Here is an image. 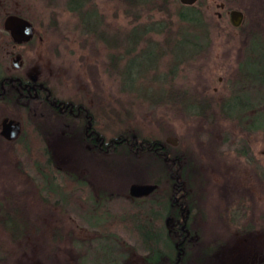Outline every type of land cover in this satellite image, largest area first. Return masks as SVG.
Returning <instances> with one entry per match:
<instances>
[{"label":"rangeland","instance_id":"374dc122","mask_svg":"<svg viewBox=\"0 0 264 264\" xmlns=\"http://www.w3.org/2000/svg\"><path fill=\"white\" fill-rule=\"evenodd\" d=\"M27 1L23 0L24 6L28 5ZM68 1L43 3L36 0L37 31L42 38L24 50L17 72L28 74L40 67L38 74L46 75L50 85L58 84L60 91L70 97L74 94L83 96L105 138L132 130L160 142H164L166 137L177 139L178 144L173 147L190 163L185 171V179L191 186L189 204L199 206L195 219L199 226L198 243L204 246L200 249L205 251L207 240H214L217 252L210 264H225L224 253L217 247L222 243L227 212L236 207L244 209L249 221L257 220L264 213V179L259 176L264 178V128L247 132L235 118L226 119L217 110L221 101H226L239 89L238 84L235 85L239 80L236 81L234 71L250 46L249 34L245 36L240 29L258 33L264 40V0H236V6L225 5L223 9L218 8L222 7L220 0H202L204 16L210 19L207 47L179 63L167 52L158 54L155 63L152 62L151 47L160 52L165 49L160 35L146 33L135 44L125 37L135 26L143 28L144 24L164 18L166 14L160 13L156 7H131L125 0H85V5L81 7L85 14L82 20L66 8ZM229 10L242 12L243 18L237 29L229 24ZM174 11L172 7L169 12L173 30L177 26ZM147 39L149 42L145 41ZM10 60L11 57L4 54L0 63L7 69ZM121 72L124 73L123 79L120 78ZM168 91H183L184 95L194 96L196 101L204 99L210 108L200 117L195 116L183 107L192 100L191 96L184 104L172 105L161 98ZM14 117L19 120L18 116ZM59 130L51 132L53 137L59 136ZM60 137H63L62 134ZM60 137L51 138L55 143L51 165L60 167L77 180L85 169L91 174L95 164L90 162L92 158L88 153L64 157V139ZM50 142L49 138L47 143L51 148ZM241 142H245L247 148H242ZM7 148L6 144H0V203L4 207L9 202L13 207L21 204L33 218L38 232L34 234L30 231L29 237L13 243L0 227V264H52L42 259L46 249L40 245L41 242H48L52 232L62 234L63 240L57 247L60 251H68L69 255L75 244L79 247L87 245L86 241L91 237L86 236L85 223L77 225L76 221H89V216L84 215L88 209L79 204L78 194L70 195L67 207L70 219L65 217L62 208L48 204L53 214H59L60 223L45 220L40 214L43 207L33 186L38 181L37 177L28 170L24 172L26 160L7 152ZM117 161L122 160L117 157L101 160L98 164L102 173L101 182L108 189L105 192L107 195L110 192L115 196L120 194L131 202L126 191L135 183L130 181L141 184V179H148L150 170L128 167ZM92 174H86V180L94 185L96 180ZM155 193L158 196L160 191ZM114 195L111 197L113 201L124 200ZM118 237L121 239L122 235ZM128 241L130 245L131 239L128 238ZM50 245L53 246L50 243L47 249ZM196 250L189 255L186 263L205 264L206 256L201 261V257L198 258L201 253ZM98 252L101 255L105 251L101 249ZM63 258L69 261L71 257L65 255ZM146 259L140 253L125 252L118 261L119 264H143Z\"/></svg>","mask_w":264,"mask_h":264},{"label":"flooded vegetation","instance_id":"af4514ba","mask_svg":"<svg viewBox=\"0 0 264 264\" xmlns=\"http://www.w3.org/2000/svg\"><path fill=\"white\" fill-rule=\"evenodd\" d=\"M28 1V5L24 6L23 0H0V61L3 60L4 54L6 57H11L9 68L6 69L5 66L0 63V124L3 119L18 121L21 132L23 129L22 109L24 106H27V110L33 118V135L39 136L43 141L42 145H44V149H46L51 162V155L54 153L53 147L55 146L52 140L55 137L59 138L61 134L63 137L60 138L64 140L63 142L59 141L64 144L62 153L64 157H76L77 154L86 155L88 153L87 155L93 159H91L90 162L95 164V168L91 172V174H94L93 179L96 180L93 183L94 185L86 180L88 179L86 174L91 175L87 172V169L81 172L82 176H79V181L77 183L78 187H74L73 189L70 187L69 183H65V185L64 183L62 184L60 180L55 182V185L61 184L64 187L62 196L65 201L64 205L67 207H69L70 195L78 194L77 200L80 202L79 204L85 205L88 209L84 215L89 216V221L108 222L115 217L118 218L119 215L123 214L124 210H127L130 205L134 204L133 202L138 205L144 204L146 208L144 212L146 215L145 219L147 220L145 221L146 226L151 230L150 232L155 235L158 233L161 234V232L163 233L162 237L164 241H161L162 243H168L172 246L174 255L170 257L167 253H164V244L162 248V244L158 241L161 245L158 246L160 251L156 253V258H153V255H151L148 250L147 253H144L146 254L145 258H147V261L145 260L143 264H151V260H154L152 264H188L186 260L190 254H194L193 251L198 247L196 251L197 253H201L198 258L201 257L202 261L204 260L203 256H206L205 264H210V261L214 260L216 257V245L214 246V240H207L206 250L201 251L200 249V247L204 248V246H200L201 244L198 243L199 231L197 229L199 226L197 223L198 220L195 219L197 213L196 209H199V206L194 203L188 207V205L184 203L186 192L183 189V180H180L182 176V161L179 162L177 160L176 162L178 173L177 176L173 178L171 184L169 206H165L163 203L161 204L158 198L151 197L156 192L155 184L152 193L143 197L141 200H137L138 198L134 196L129 197L128 200L131 202L125 200L126 196L123 197V195L120 196V194L115 196L111 192L108 195L105 193L108 189L101 182L102 173L100 170L101 168H99L100 166H98L101 160H103L104 155L107 158L110 156V159H112V157L116 158L117 155H114L115 150L118 145H120L126 147V151L134 152L135 154L143 151V153H146L148 156L153 153L156 158L167 161L164 143L159 141L155 145L153 144V147L149 144L142 149L141 141L137 142L134 140L135 137L133 135L128 139L126 137L122 138V136L105 138L102 132H100L101 128L96 125L97 121L94 118V114L90 111V107L86 104V101L83 100V96L74 94L73 97H70V95H67L64 91H60L61 87H59L58 84L50 85V82H48L50 79H48L46 75L43 73L42 76L38 74L37 71L40 70V67H37L38 70H31L28 74L17 72L21 66L20 60L22 59L24 50L32 43L40 42L42 38V36L38 35L37 31V29H39V23L37 20L38 11L36 10V0ZM42 1L43 3H50L52 0H41V2ZM12 16L13 18L23 19V21H26L29 25L28 30L30 31V36L25 42L16 41L23 34L21 28L14 31V36H12L11 32L7 29L9 25L7 20ZM31 52L33 53V51ZM35 55L36 57L38 56L37 52ZM260 59L261 57L254 60L259 75L261 74V72H259L261 69ZM245 67H247V65L244 63V68ZM244 83L245 86L247 85V88L251 86V83L246 81ZM255 87L261 90L262 84L255 83ZM14 116H18L19 120ZM55 129H60L59 136L53 137L51 132ZM49 138L51 141V148L47 143ZM0 139L4 138L0 137ZM1 143L0 141V144ZM168 161H173V157L169 158ZM54 169L58 171L57 174L53 175L54 178L60 179L63 176V178L66 177V179H68L71 176L70 173L62 171L58 166H54ZM34 187L36 188L35 190L37 191L40 204L43 207L42 213L40 214H42L41 216L45 220H49L51 211L48 209V204L54 206L56 203L49 202V199L44 196L39 187ZM157 193H159V191H157ZM162 193L163 192H160L159 194ZM113 195L116 198L122 197L121 199L124 198V200L115 202L111 198ZM54 208L56 207L54 206ZM152 209L160 212L159 218ZM61 211L64 212L67 219H70L67 209L63 207ZM246 216V210L239 207L230 209L226 214V220L225 223L223 222L222 228V243L218 244L217 247L221 248L224 253L223 261H225V264H264V213L260 214L257 220H252L250 218L251 220L249 221ZM50 220L53 221V218L51 217ZM158 220L162 222L164 230L162 229L161 232L156 233L154 231L156 230V223H159ZM87 228L88 226L84 229L87 233L86 236L89 235L91 239L87 240V245L83 244L82 247L91 251L95 248L97 250L104 249L105 253L113 255L110 256V258L108 257L110 262L117 259L113 264H119L118 260L123 256V253H133L132 247L130 246L131 243L130 245L127 244L129 242L128 239H119L118 237L120 235H125L123 230L118 231L115 229L106 232V230L103 229L98 230L93 227ZM213 234L215 233L213 232ZM207 261H209V263Z\"/></svg>","mask_w":264,"mask_h":264},{"label":"trees","instance_id":"16d2710c","mask_svg":"<svg viewBox=\"0 0 264 264\" xmlns=\"http://www.w3.org/2000/svg\"><path fill=\"white\" fill-rule=\"evenodd\" d=\"M125 1L126 4L131 7L136 6L137 8H142L146 5L152 7L154 6L158 9V11H160V13L166 14L164 18L158 21L144 24L145 26H143V28H138V26L133 27L130 34H127V36H125L128 37L129 41L133 40V44L137 43L138 38L140 39L146 33L160 35V37H163V45H165V49L162 52L164 53L160 52L159 50L157 51L155 47H151L153 63H155L157 57H159L158 54L163 55L166 52L177 63H179L180 61L183 62L186 61V59H189L191 56L194 57V55H197L196 53L198 51L203 52L207 47V42L209 41V32L207 31L209 30L208 20L210 19L204 16L202 0H196L194 5L192 6H181L179 3L177 4L175 2L176 0ZM220 1H222V8L218 6V8L220 9H223L225 5L236 6V0ZM260 3L262 4V2ZM83 5H85V0H69L67 2L66 8L69 11L74 12L77 15V18H81L83 20V16H85V14L81 11V7ZM172 7L173 10H175L173 12V16L176 20L175 24L177 25L175 30H173L172 28L173 19H171V13H169ZM240 31L247 37L249 34L248 41L250 43V46L247 50L244 51V57L239 61L236 71H234L235 79H237L236 81L239 80V82L235 83V85L238 84L237 86L239 89L236 93L234 92L233 94H231L229 99H227L226 101H221L218 104L217 110L220 113L219 115H222L226 119L235 118L236 121H238L237 123L241 125V127L243 126L247 132H253L255 130L258 131L264 128V40H262V37L258 33H253L250 30L245 29H240ZM145 41L149 42L148 39ZM259 57H261V69L259 70V72H261L260 75L257 73L258 68L255 66L256 62L254 61ZM244 63L245 65H247V67L245 68ZM122 77H124V73L121 72L120 78ZM245 81L251 83V86L249 88L246 87L247 85L245 86ZM255 83L262 84L261 90H258L255 87ZM184 94L186 93H183V91L181 93L180 91H168L165 95H163L164 97H162L161 95V98L167 103L173 105L178 103L184 104L188 101V96H191L192 100H189V102L185 103L183 107L186 111H191L195 116L198 117L205 114V111L210 108L209 105H207L208 103H204V99H199L198 101H196L194 99V96L190 94L187 96ZM22 111V119L24 120L22 124V131L17 134V137L14 139V141L8 142L4 139H0V141L6 144V146L8 147L6 150L7 152L9 151V153L15 154L17 157H20V159H23L24 161L26 160L27 164L25 165L24 172L28 170L32 173V175H34V177H37L38 184L36 182L34 183L33 181V183L35 184L34 186L39 187L44 196L49 199V202L56 203V205H54L56 208L60 207L63 209L64 207L67 209V206L64 205L65 201L63 200L62 196L64 187L61 184L55 185V182L60 180L62 184L69 183L70 187L74 189V187H78L77 183L79 180L75 179L72 175L68 179H66V177L63 178V176L60 179L54 178L53 175L57 174L58 171L54 169L53 165H51V159H49L47 151L46 149H44V145H42L43 141L39 136L33 135L34 132L32 129V115L28 112L27 106H24ZM131 135L135 137L134 140H136L137 142L141 141L140 143L142 149L149 144L153 147V144L155 145L160 141L153 138L147 139L141 133H139V131L134 133L132 132V130L128 132L118 133L117 135H115V137L122 136V138L126 137L128 139ZM162 143H164L165 145L164 149L167 155V161L162 160L161 158H156L153 153L148 156L146 153H143V151L136 154L134 152L126 151L127 148L120 145H118V147L116 148L114 155H117V158L120 159V161L122 160L121 162L126 164L128 167H145L146 171L150 170L148 179H141V183H145L146 185L155 184V190L163 193L158 196L152 195L151 197L158 198L159 201H161L160 203H163L165 206H169V199L171 198V184L173 178L177 176L178 173L176 169V162L177 160L179 162L182 161V176L180 180H183V189L186 192L184 203H186L188 207H190L189 199L191 198V193L189 191V188H191V186L188 180L185 179V171L186 169L188 170L190 163L187 162L186 156L184 154H179L177 149H175L173 146H168L165 144V142ZM244 143L245 142H241V147H244L245 149L247 148V146ZM171 157H173V161L170 162L168 161V159ZM103 158L105 160V158L107 157L104 155ZM259 176L264 179L263 176ZM130 182H133L136 185H140V183L135 182V180ZM8 196H11V194H8ZM133 203L134 204L130 205L127 210L123 211V214L119 215L118 218L115 217L111 221L95 222L90 220L88 222H85L81 219H77L76 223L77 225L85 223V226H88V228L93 227L98 230L103 229L106 230V232L115 229H117L118 231L123 230L125 232V235H123L121 239H131L133 242L131 243L133 253H140L143 256H145L146 254L144 253H147L149 250L150 254L153 255V258H156V253L160 251L157 243L159 241L162 244V248L164 244V253H167L170 257H173L174 253L172 246H170V244L168 243H162V241H164L162 234L158 233L161 232L162 229L164 230L161 222L162 220L160 219L161 221L158 220L159 223H156V230L154 232L158 234L155 235L154 233L150 232L151 230H149L146 226L145 221L147 220L145 219L146 215L144 213L146 208L144 204L138 205L135 202ZM25 210L26 209H24L21 204H17V207H13L9 202L4 207L0 203V227L7 234V239L10 242L18 243L25 237H29L30 231H34V234H36L35 232H38L37 228H34L35 225L33 218L29 217L30 214H28ZM152 211L157 214L156 216H158L159 218L160 212L155 209H152ZM57 215L59 214H53L51 212L49 215V220L52 217L54 218L53 221L58 223L60 219L58 220ZM38 229H40V225ZM52 233L53 234L50 235V239H48V242L40 243L41 247H44V249H46L44 251L45 253L42 255V259L48 263L113 264L117 261V259H115L113 260V262H110L109 258L110 256H113L111 254L104 252L99 255V252L96 248L91 251L85 247H79L78 244H75L73 247H71V249L74 250H72V254L69 255L68 251H60V248L57 247L63 240L62 234H56V232ZM50 243H52L53 246L50 245L51 247L47 249ZM58 255V259H60V261H58V259L56 258V256ZM65 255L71 257L69 258V261L63 258ZM61 258L63 259L61 260Z\"/></svg>","mask_w":264,"mask_h":264},{"label":"water","instance_id":"95a60500","mask_svg":"<svg viewBox=\"0 0 264 264\" xmlns=\"http://www.w3.org/2000/svg\"><path fill=\"white\" fill-rule=\"evenodd\" d=\"M196 0H178L177 2L181 5H189L192 6L194 5ZM228 21L231 24L233 28H237V26L240 25L242 17V12L239 10H229L228 12ZM7 22H9V25L7 29L9 32H11L12 36H14V31L18 30L21 28L23 31L22 36L18 40L19 41H26L29 39L30 36V31L29 25L26 23V21H23V19L20 18H13L9 17ZM16 27V28H15ZM0 137L8 140V142L13 141L17 136V134L20 132V125H18V121H8L7 119H3L1 124H0ZM164 142L167 145L171 146H177L178 140L173 138V137H166L164 138ZM155 188L154 184L151 185H146V184H141V185H136V184H131L129 187V190L127 193H129V196H134L136 198L141 197L142 195H148L151 193V190Z\"/></svg>","mask_w":264,"mask_h":264}]
</instances>
